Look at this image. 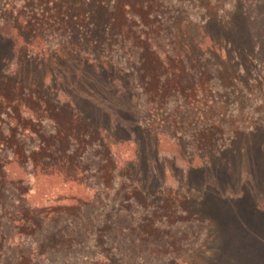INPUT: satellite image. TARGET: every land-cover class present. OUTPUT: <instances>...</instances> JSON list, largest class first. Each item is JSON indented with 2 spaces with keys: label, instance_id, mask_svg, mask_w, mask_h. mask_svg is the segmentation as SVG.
<instances>
[{
  "label": "rangeland",
  "instance_id": "rangeland-1",
  "mask_svg": "<svg viewBox=\"0 0 264 264\" xmlns=\"http://www.w3.org/2000/svg\"><path fill=\"white\" fill-rule=\"evenodd\" d=\"M133 12L140 38L114 44L113 59L85 46L43 56L58 43L48 28L25 56L0 28V78L19 82L15 104H0V176L21 179L32 207L86 201L78 238L98 226L107 264H264V0H152ZM197 14L219 22L216 46L194 30ZM9 199L0 264H87L82 249L40 261L20 236L13 245Z\"/></svg>",
  "mask_w": 264,
  "mask_h": 264
},
{
  "label": "trees",
  "instance_id": "trees-1",
  "mask_svg": "<svg viewBox=\"0 0 264 264\" xmlns=\"http://www.w3.org/2000/svg\"><path fill=\"white\" fill-rule=\"evenodd\" d=\"M151 2L152 0H148L146 5H143L139 0H11L0 9L3 15L0 17V28L6 26L12 28L11 31L16 33L17 43L20 41L19 51H24L25 56L26 54L32 56V53L28 52L29 48L35 49V40L29 41L28 38L31 35L37 38L39 32H46V28H48L53 34H56L58 43L56 48L44 49L43 56L46 54L50 56L53 51H56L55 54L63 53L65 50L80 53L85 50V46L89 51L97 53L99 56L113 59V53L110 52L114 51V44L125 39L137 41L140 38V31L133 32L134 29L138 30L141 27L133 10H145ZM39 5L40 8L53 5L49 8L53 10L51 11L53 13L49 14L46 11L41 16L39 14V18H37L35 13L28 14L25 10L35 9ZM197 16L199 21L193 26L194 30L202 33L213 46H216L217 40L221 41L222 37L214 35L215 33L210 31L215 27L218 28L219 22L214 25L210 23V20L202 18L201 15L197 14ZM192 25L193 23L187 19L182 28H191ZM125 48L128 47H123V49ZM127 55L131 56L130 50L127 51ZM18 84V81L16 84L11 83L7 77L0 78V104H15L13 96L16 89L13 87L15 85L16 88ZM42 150L43 148L37 153ZM1 171L4 174L0 176V199L4 195L6 198L10 196L9 200L13 203L16 211L14 218L9 221V224L17 232L11 241L13 245H15L13 243L15 238L20 236L23 239L18 240L19 246L21 244L29 245L31 247L30 258L40 261L44 258L47 261L49 254H73L72 252L82 249L85 253L81 259L87 264L92 261H94L93 264L109 263L108 256L100 252L103 242L98 234L102 235L103 232H97L98 226H94V233L91 235L89 234L82 240L78 238L82 229L76 225L77 223L81 224L78 216L87 207L86 201L74 196L68 199L67 204L63 205H60L58 199H49L50 201L40 199L44 204L41 203L38 207L29 206L28 202L31 201H28L26 194L18 188L22 184L21 179L9 177L5 174L6 171L4 172L2 169ZM12 193L14 194L13 200L10 195ZM21 203L27 205V208L20 212ZM103 214L101 212L98 216L101 218L98 223H105L106 216ZM28 215L30 216L28 217ZM133 227L134 225H129L123 231L128 232ZM133 231L135 230L133 229ZM36 235L38 236L35 241L34 236ZM93 252L96 255L91 256ZM99 260H105V263H101Z\"/></svg>",
  "mask_w": 264,
  "mask_h": 264
}]
</instances>
